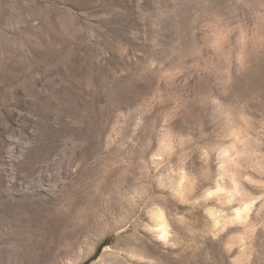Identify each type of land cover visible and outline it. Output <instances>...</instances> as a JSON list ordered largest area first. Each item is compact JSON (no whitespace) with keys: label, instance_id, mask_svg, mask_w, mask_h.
<instances>
[{"label":"rangeland","instance_id":"rangeland-1","mask_svg":"<svg viewBox=\"0 0 264 264\" xmlns=\"http://www.w3.org/2000/svg\"><path fill=\"white\" fill-rule=\"evenodd\" d=\"M0 264H264V0H0Z\"/></svg>","mask_w":264,"mask_h":264},{"label":"bare ground","instance_id":"bare-ground-1","mask_svg":"<svg viewBox=\"0 0 264 264\" xmlns=\"http://www.w3.org/2000/svg\"><path fill=\"white\" fill-rule=\"evenodd\" d=\"M59 1V0H58ZM37 6V4H36ZM43 8V7H42ZM45 9V8H44ZM42 12V11H41ZM23 13V12H22ZM52 18V17H51ZM50 18V19H51ZM54 20V19H52ZM49 21V20H47ZM53 24V23H52ZM45 25V24H44ZM57 27V26H56ZM41 28V27H40ZM44 30H49V31H53L54 28L50 25H48L46 23V29ZM248 52V51H247ZM250 54V53H249ZM243 56H245L243 53H240L239 55V67H243L246 63H247V59L244 58ZM238 64V62H237ZM238 66V65H237ZM224 81L227 87H229L231 85V83L233 82V73L229 67L228 64H226L225 67V72H224ZM222 76V77H223ZM230 92V91H229ZM152 93V92H151ZM221 93V92H220ZM149 95V94H148ZM222 95V93H221ZM225 98V97H224ZM141 99V98H140ZM212 102H214V104H217L218 107L221 108V111L223 112V114H231L232 112H234V108H232L231 106H233L232 104H224V102L222 101L221 97H212ZM139 101V100H138ZM137 101V102H138ZM153 102V101H152ZM230 102V101H229ZM141 103V102H140ZM143 103V102H142ZM141 103V104H142ZM213 105V104H212ZM145 106V105H144ZM143 106V107H144ZM215 107V106H214ZM154 108V107H153ZM142 109V108H141ZM151 110V107H150ZM149 110V111H150ZM155 110V109H154ZM174 112V111H173ZM240 115L238 116L240 118V122L241 124H239L238 126H231V132H232V136L234 137L233 142L231 143V145L229 146H224L221 148V150L219 151V158H220V163L218 166V173L220 176H224L228 177V179H230L229 185H227V187L224 188V186L222 185V187H218L217 190H215V192H212L211 194L214 195L217 200L219 201L218 203H222V205L224 203H226L227 205L233 204L234 202L238 205L235 206L237 208H239V210L236 212L235 214V219L234 220H244L245 216L248 215V212L250 210V208L252 207V203H249L250 200L245 199V190H244V186L241 183L240 179H243V175H242V168H243V159L245 158V154H247L249 151L247 149V139L249 138V129H250V120L247 121L248 118H246V112L244 111H239ZM171 113V112H170ZM142 116V115H140ZM166 116V115H165ZM164 118V117H163ZM171 118V117H170ZM232 119V118H231ZM239 121V120H238ZM170 123V122H169ZM168 123V124H169ZM239 123V122H238ZM167 124V123H166ZM141 126V123L139 124ZM236 125V124H235ZM139 126V128H141ZM251 130V129H250ZM138 131V130H137ZM141 131V130H140ZM139 132V131H138ZM137 132V134H139ZM251 132V131H250ZM142 136V135H141ZM250 140V139H249ZM258 140V139H257ZM259 141V140H258ZM152 142V141H151ZM215 143V142H214ZM140 144V143H139ZM151 145V143H149ZM222 145V144H221ZM263 145V144H262ZM174 149V146L172 144H170L168 147L166 148H162V149H157V151H154V149L150 150V154H149V161H148V169H152V167L156 164L158 166L159 164V158L157 157H161L163 155L164 152H166L168 155L169 152L171 150ZM220 149V148H219ZM208 150V149H207ZM250 150V149H249ZM173 152V151H172ZM165 153V155H166ZM250 153V152H249ZM148 155V154H147ZM251 155V154H249ZM247 162V161H246ZM245 162V163H246ZM245 165V164H244ZM247 165V164H246ZM241 169V170H240ZM249 177V176H248ZM247 177V178H248ZM185 180V173H183L180 178L178 183L176 184L175 188L176 190L179 192L182 189V183ZM243 182V181H242ZM177 193V192H176ZM220 193L222 196H220ZM141 195V194H140ZM247 196V195H246ZM140 198V197H139ZM250 199V198H249ZM247 200V201H246ZM249 201V202H248ZM233 202V203H232ZM229 203V204H228ZM255 203V202H254ZM253 203V205H254ZM220 205V206H222ZM231 206V205H230ZM233 207V206H232ZM234 207V208H235ZM221 208V207H220ZM211 213V212H210ZM209 213V214H210ZM210 217H212L214 223L217 225L220 223V218L221 215H219L218 213H211L209 215ZM153 219L154 222L157 225V231L156 233L158 234V236L162 239V240H167L168 238V234H169V228L168 225L166 223L165 220V216L164 214L158 210L157 212L154 213L153 215ZM155 233V234H156ZM93 251V250H92ZM95 253V250L94 252ZM91 255V254H89ZM88 256V255H87Z\"/></svg>","mask_w":264,"mask_h":264},{"label":"trees","instance_id":"trees-1","mask_svg":"<svg viewBox=\"0 0 264 264\" xmlns=\"http://www.w3.org/2000/svg\"><path fill=\"white\" fill-rule=\"evenodd\" d=\"M101 247H102V245L98 247V249H97V251H96V255H95V256H97V255H99V254H100V252H101Z\"/></svg>","mask_w":264,"mask_h":264}]
</instances>
